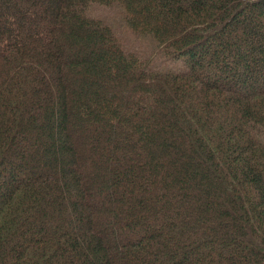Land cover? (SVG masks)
Instances as JSON below:
<instances>
[{
	"label": "trees",
	"instance_id": "obj_1",
	"mask_svg": "<svg viewBox=\"0 0 264 264\" xmlns=\"http://www.w3.org/2000/svg\"><path fill=\"white\" fill-rule=\"evenodd\" d=\"M0 264H264V0H0Z\"/></svg>",
	"mask_w": 264,
	"mask_h": 264
},
{
	"label": "rangeland",
	"instance_id": "obj_2",
	"mask_svg": "<svg viewBox=\"0 0 264 264\" xmlns=\"http://www.w3.org/2000/svg\"><path fill=\"white\" fill-rule=\"evenodd\" d=\"M117 7H107L92 4L88 10V14L101 19L105 24L109 25L116 37L120 40H129L132 36L123 31L122 15ZM140 56L148 62L149 65L155 63L152 67H158L162 70L181 71L186 68L184 59H170L164 55L158 48L148 41L145 47L139 51Z\"/></svg>",
	"mask_w": 264,
	"mask_h": 264
}]
</instances>
